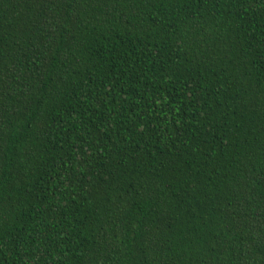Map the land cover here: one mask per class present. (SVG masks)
<instances>
[{
    "label": "trees",
    "instance_id": "trees-1",
    "mask_svg": "<svg viewBox=\"0 0 264 264\" xmlns=\"http://www.w3.org/2000/svg\"><path fill=\"white\" fill-rule=\"evenodd\" d=\"M0 264H264V0H0Z\"/></svg>",
    "mask_w": 264,
    "mask_h": 264
}]
</instances>
